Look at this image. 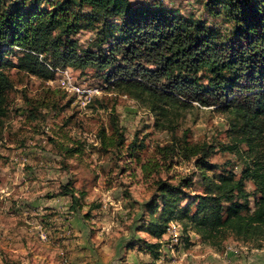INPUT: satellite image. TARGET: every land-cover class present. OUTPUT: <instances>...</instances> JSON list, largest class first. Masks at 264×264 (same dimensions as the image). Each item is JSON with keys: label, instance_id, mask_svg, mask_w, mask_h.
<instances>
[{"label": "trees", "instance_id": "obj_1", "mask_svg": "<svg viewBox=\"0 0 264 264\" xmlns=\"http://www.w3.org/2000/svg\"><path fill=\"white\" fill-rule=\"evenodd\" d=\"M204 8L206 17L196 18L161 3L134 5L131 0H0V128L16 86L11 71L48 81L58 69L93 70L105 78L108 90L146 107L155 116V127L171 135L158 149L165 160L175 155L195 161L199 169L200 194H191L194 174L177 183L157 180L138 230L161 239L177 221L217 251L228 239L260 250L264 0H207ZM211 17H222L230 28L209 25ZM89 30L94 38L83 48L76 36ZM58 101L41 105L53 108ZM195 104L227 116L231 144L192 143L188 134L177 135L181 115ZM144 148L142 143L135 151ZM217 151L235 154L243 165L241 173L234 162L212 163ZM148 243L158 255L160 244Z\"/></svg>", "mask_w": 264, "mask_h": 264}, {"label": "rangeland", "instance_id": "obj_2", "mask_svg": "<svg viewBox=\"0 0 264 264\" xmlns=\"http://www.w3.org/2000/svg\"><path fill=\"white\" fill-rule=\"evenodd\" d=\"M206 1L131 0L161 3L196 18L206 17ZM208 24L222 31L231 26L222 17ZM76 38L86 48L94 33L82 31ZM11 73L16 86L0 128V264H264V248L228 239L217 251L177 221L161 239L138 230L157 180L177 183L194 174L191 194L203 192L195 161L160 155L171 135L155 127L146 107L108 90L93 70H73L78 84L103 88L85 108L55 80ZM49 99H59L57 106L41 105ZM195 105L181 115L177 135L188 134L192 143L231 144L227 116ZM142 143L145 148L136 153ZM210 161L234 162L239 174L243 168L230 152L217 151ZM148 242L160 244L158 255Z\"/></svg>", "mask_w": 264, "mask_h": 264}, {"label": "built area", "instance_id": "obj_3", "mask_svg": "<svg viewBox=\"0 0 264 264\" xmlns=\"http://www.w3.org/2000/svg\"><path fill=\"white\" fill-rule=\"evenodd\" d=\"M52 80H55L61 89L74 94L77 103L83 108L89 106L95 95H98L103 89L99 87H86L82 84H78L74 80L73 71L70 69L56 70V76ZM49 83H52V81L50 80Z\"/></svg>", "mask_w": 264, "mask_h": 264}, {"label": "crops", "instance_id": "obj_4", "mask_svg": "<svg viewBox=\"0 0 264 264\" xmlns=\"http://www.w3.org/2000/svg\"><path fill=\"white\" fill-rule=\"evenodd\" d=\"M251 249H253V248H251ZM255 250H258V249H255Z\"/></svg>", "mask_w": 264, "mask_h": 264}]
</instances>
